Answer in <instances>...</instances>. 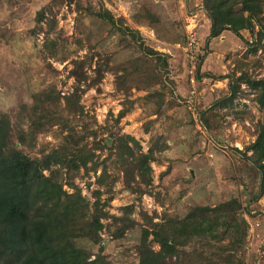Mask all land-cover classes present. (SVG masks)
<instances>
[{
  "label": "trees",
  "instance_id": "16d2710c",
  "mask_svg": "<svg viewBox=\"0 0 264 264\" xmlns=\"http://www.w3.org/2000/svg\"><path fill=\"white\" fill-rule=\"evenodd\" d=\"M4 1L10 2L0 0V6ZM202 2L211 22V39L226 33L242 38V32L249 31L255 41L247 42L245 58L264 49V0ZM50 7L37 13L33 35L47 37L42 46L46 60L65 63L72 58V68L63 85L71 78L75 83L67 93L54 83L29 91L31 103L22 105L16 122L0 112V264H113L102 246V232L109 227L104 220L109 219L113 221L109 228L114 229L110 235L115 240L140 225L134 258L137 264H236L238 249L246 246L249 235L244 212L252 213L249 206L264 196V124L256 125V139L248 147L235 149L261 180L259 192L248 204L234 197L216 206H197L182 217L165 215L160 222H155L157 213L150 216L141 211L142 224L132 217L133 204L123 207L121 216L110 214L107 208L113 201L115 184L122 178L125 188L139 198L149 194V188L154 186L152 163L157 153L169 149L167 141L162 142L163 133L151 136V146L145 152L139 140L122 134L120 123L136 105L143 109L144 117L156 116L157 120L177 105L167 99L169 95L173 97L171 86L176 85L170 77V56L146 45L140 31L126 26V20L115 17L104 4L97 9L90 2L85 9L89 15L129 38L128 45L116 46L110 55L115 61L125 55L123 61H116L112 68L96 63L95 77L91 78L85 68L95 66V57L89 52L75 57L78 50L71 52L68 46L59 45L54 37L56 11ZM141 9L147 21L144 23L140 15L136 19L139 24L153 27L160 22L149 8ZM181 39L185 43L186 36L181 35ZM203 61V57L198 59L199 81L204 76L200 73ZM241 64L220 77L229 80L228 95L208 111H201L206 130L212 129L208 119L212 111L221 107L233 110L234 102L242 97L256 94L257 103L264 108V79L249 73L250 63L247 70ZM106 72H113L116 91L124 101L118 115L110 112L111 118L101 126L85 110L82 97L102 82ZM132 90L147 94L132 99ZM155 122L146 123V133ZM41 136L45 139L42 143ZM48 136L55 139L54 145L46 142ZM123 137L125 143L120 145ZM96 152L107 155L93 168L95 182L86 183L88 190L96 186L92 201L75 181L92 176L88 171L83 173L86 162L82 160L94 157ZM111 168L114 172L109 171ZM104 195L107 198L103 199Z\"/></svg>",
  "mask_w": 264,
  "mask_h": 264
},
{
  "label": "rangeland",
  "instance_id": "374dc122",
  "mask_svg": "<svg viewBox=\"0 0 264 264\" xmlns=\"http://www.w3.org/2000/svg\"><path fill=\"white\" fill-rule=\"evenodd\" d=\"M90 2L97 9L104 4L115 17L125 19L126 26L140 31L146 45L169 55L170 77L176 84L171 86L173 97L169 95L167 99H173L177 105L165 116L158 120L156 116L144 117L143 109L136 105L122 119V134L131 133L141 142L145 152L151 146V136L163 133L162 142L166 140L169 149L156 154V161L152 163L154 186L149 188V194L139 198L137 193L125 188L122 178L115 184L114 198L107 208L110 214L121 216L122 208L133 204L135 212L132 217L142 224L141 211L150 216L157 213L155 222H160L165 215L182 217L197 206H216L234 197L248 204L259 192L261 180L250 163L242 160L235 149L244 150L256 139V125L264 124V108L257 103L256 94L237 99L233 110L221 107L210 113V130L203 125L200 113L208 111L215 102L228 95L229 80H221L220 77L230 74L238 63H243L244 70L250 63L249 73L256 79H264V49L245 58L249 48L247 42L255 41L249 31H243L242 38L226 33L218 39H211V22L202 0L4 1L0 6V112L8 114L16 122L22 105L31 103L29 91L43 89L51 83L65 93L72 91L73 78L63 85L72 68V58L65 63L46 60L42 46L47 37L33 35L37 13L48 6L56 11L54 37L59 45L68 46L71 52L78 50L75 57H81L86 52L95 57V66L85 68L91 78L95 77L96 63H104L103 67L109 64L108 67L112 68L116 61H123L125 55H120L116 61L110 55L116 46L128 45L129 38L120 35L98 17L89 15L85 9ZM141 7L149 8L160 22L153 27L139 24L136 19L145 14ZM191 18L196 19L198 28L196 44L189 49L188 41L181 42V35L186 36ZM142 20L146 23L147 17L143 16ZM201 57L204 61L200 73L204 76L199 81L197 67ZM54 70L59 73L55 74ZM131 94L135 99L147 92L132 90ZM123 101L124 96L116 91L113 72H106L102 82L87 90L82 97L85 110L94 115L101 126L111 118L110 112L118 115ZM228 111L230 114L227 115ZM151 120L156 122L149 126L150 132L146 133L145 125ZM44 141L41 136L40 142ZM47 141L55 144L52 136H48ZM119 142L120 145L125 143V138ZM106 155V152H96L94 157H85L82 160L86 162L83 173L88 171L92 176L75 181L92 201V191L96 186L88 190L86 183L95 182L93 168ZM109 171L114 172L113 168ZM105 198L107 195L103 196ZM249 207L252 213L244 212L249 223L247 244L238 249L236 264H264V196ZM104 223L110 227L113 221L104 220ZM109 227L102 232L105 254L113 264H137L134 258L141 235L140 225L127 231L120 240L113 239L110 233L114 229ZM155 249L158 250V247Z\"/></svg>",
  "mask_w": 264,
  "mask_h": 264
},
{
  "label": "built area",
  "instance_id": "2783aa9c",
  "mask_svg": "<svg viewBox=\"0 0 264 264\" xmlns=\"http://www.w3.org/2000/svg\"><path fill=\"white\" fill-rule=\"evenodd\" d=\"M188 26H187V31H186V41H188V45L187 47L193 48L196 44V32H197V24H196V19L195 18H191L190 20H188Z\"/></svg>",
  "mask_w": 264,
  "mask_h": 264
},
{
  "label": "crops",
  "instance_id": "0c3cea01",
  "mask_svg": "<svg viewBox=\"0 0 264 264\" xmlns=\"http://www.w3.org/2000/svg\"><path fill=\"white\" fill-rule=\"evenodd\" d=\"M131 133H128V135H130ZM132 136V135H131Z\"/></svg>",
  "mask_w": 264,
  "mask_h": 264
}]
</instances>
